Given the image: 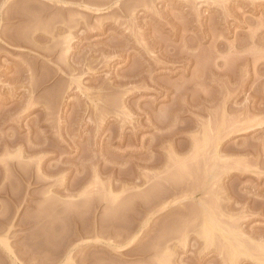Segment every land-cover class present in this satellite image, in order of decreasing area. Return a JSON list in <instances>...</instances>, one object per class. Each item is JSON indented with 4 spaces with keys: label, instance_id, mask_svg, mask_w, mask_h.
I'll list each match as a JSON object with an SVG mask.
<instances>
[{
    "label": "rangeland",
    "instance_id": "374dc122",
    "mask_svg": "<svg viewBox=\"0 0 264 264\" xmlns=\"http://www.w3.org/2000/svg\"><path fill=\"white\" fill-rule=\"evenodd\" d=\"M0 264H264V0H0Z\"/></svg>",
    "mask_w": 264,
    "mask_h": 264
}]
</instances>
